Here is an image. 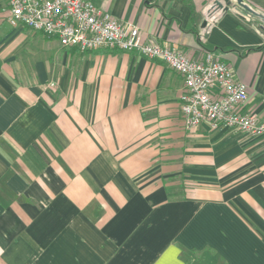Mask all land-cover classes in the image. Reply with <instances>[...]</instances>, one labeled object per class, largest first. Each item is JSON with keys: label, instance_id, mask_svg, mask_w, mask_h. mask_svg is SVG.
I'll list each match as a JSON object with an SVG mask.
<instances>
[{"label": "crops", "instance_id": "0c3cea01", "mask_svg": "<svg viewBox=\"0 0 264 264\" xmlns=\"http://www.w3.org/2000/svg\"><path fill=\"white\" fill-rule=\"evenodd\" d=\"M142 41L218 55L264 121V23L211 0H91ZM264 16V0H243ZM0 0V264H264V135L186 130L182 77L80 52ZM260 48V49H257Z\"/></svg>", "mask_w": 264, "mask_h": 264}, {"label": "built area", "instance_id": "2783aa9c", "mask_svg": "<svg viewBox=\"0 0 264 264\" xmlns=\"http://www.w3.org/2000/svg\"><path fill=\"white\" fill-rule=\"evenodd\" d=\"M7 22L13 28L54 39L63 48L137 52L161 60L182 77L179 102L186 130L206 123L211 130L264 135V121L242 111L249 98L246 84L237 80L214 52L190 58L178 50L142 41L138 28L120 23L91 0H8Z\"/></svg>", "mask_w": 264, "mask_h": 264}, {"label": "water", "instance_id": "95a60500", "mask_svg": "<svg viewBox=\"0 0 264 264\" xmlns=\"http://www.w3.org/2000/svg\"><path fill=\"white\" fill-rule=\"evenodd\" d=\"M239 8L242 9L243 13L253 15L264 22V16L252 10L243 0H211L210 5L211 11L228 12L233 10L239 16L245 17L242 12L238 11Z\"/></svg>", "mask_w": 264, "mask_h": 264}, {"label": "rangeland", "instance_id": "374dc122", "mask_svg": "<svg viewBox=\"0 0 264 264\" xmlns=\"http://www.w3.org/2000/svg\"><path fill=\"white\" fill-rule=\"evenodd\" d=\"M263 25H264V23H262ZM249 92V91H248ZM221 129H224V128H221ZM213 131H215V130H213Z\"/></svg>", "mask_w": 264, "mask_h": 264}, {"label": "trees", "instance_id": "16d2710c", "mask_svg": "<svg viewBox=\"0 0 264 264\" xmlns=\"http://www.w3.org/2000/svg\"><path fill=\"white\" fill-rule=\"evenodd\" d=\"M257 49H260V48H257Z\"/></svg>", "mask_w": 264, "mask_h": 264}]
</instances>
